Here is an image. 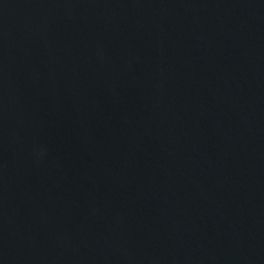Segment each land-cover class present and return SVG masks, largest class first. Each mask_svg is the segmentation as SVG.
I'll use <instances>...</instances> for the list:
<instances>
[{
	"label": "water",
	"instance_id": "water-1",
	"mask_svg": "<svg viewBox=\"0 0 264 264\" xmlns=\"http://www.w3.org/2000/svg\"><path fill=\"white\" fill-rule=\"evenodd\" d=\"M0 264H264V0H0Z\"/></svg>",
	"mask_w": 264,
	"mask_h": 264
}]
</instances>
